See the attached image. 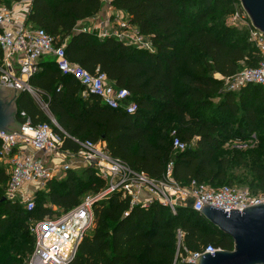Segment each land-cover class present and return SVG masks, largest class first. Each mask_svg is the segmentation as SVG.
<instances>
[{"label": "trees", "instance_id": "trees-1", "mask_svg": "<svg viewBox=\"0 0 264 264\" xmlns=\"http://www.w3.org/2000/svg\"><path fill=\"white\" fill-rule=\"evenodd\" d=\"M15 1L20 0L0 4L11 8ZM233 1L112 0L111 6L127 14L150 40L152 49H144L78 31L80 22L102 11V0H34L27 23L65 45L72 62L93 74L99 70L129 91L138 107L134 114L111 109L97 96L84 95L80 84L62 75L54 62H42L29 83L61 127L55 130L63 151L77 154L81 147L75 140L105 144L112 157L153 179L164 178L172 164V178L182 186H231L232 157L254 159L251 170L264 183V87L225 88L226 79L242 65L257 67L263 51L251 41L236 40L244 31L208 22ZM20 112L35 124L51 123L27 93L19 102ZM174 131L187 144L184 151L174 149ZM254 133L258 147L242 151L233 145L232 157H219L227 143L249 140ZM84 174L86 179L71 170L65 179L50 181L46 191L37 192L35 209L27 211L6 199L9 174L0 163V264H25L35 247L32 223L57 216L54 208L72 210L86 194L106 187L93 168H85ZM92 211L93 227L69 264H191L189 254L209 245L228 251L234 247L231 237L188 206L178 207L176 214L159 202L132 206L118 192L97 201Z\"/></svg>", "mask_w": 264, "mask_h": 264}, {"label": "built area", "instance_id": "built-area-1", "mask_svg": "<svg viewBox=\"0 0 264 264\" xmlns=\"http://www.w3.org/2000/svg\"><path fill=\"white\" fill-rule=\"evenodd\" d=\"M34 0H24L11 8L0 4V85L15 88L29 94L39 103L42 110L48 111L38 90L29 83L40 70L44 61L54 62L65 76L73 77L84 89L85 95H95L107 107L134 114L138 107L131 100L126 89L119 88L99 70L95 74L72 62L66 53L65 45L46 30L28 24V17ZM104 1V0H102ZM112 0H108L110 3ZM118 22V21H117ZM98 35L100 39L115 38L144 49H152L150 40L140 33L130 22L112 25L106 21L98 31L78 29ZM251 40L263 51L264 35L251 27ZM47 58V60L45 59ZM249 84L264 87V59L255 68H248L226 79L225 88L238 92ZM23 128L21 134L6 136L0 134V163L8 169L9 182L5 189L7 200L21 204L27 211L36 206V194L46 191L54 179L65 176L72 170L71 159H79L85 168H93L105 182L106 187L88 197L78 207L63 212L57 218H46L32 223L31 233L35 238L33 253L25 264H69L74 260L85 235L93 227V205L100 200L121 192L129 198L132 206L149 207L154 202L167 206L176 214L181 202L192 200L191 208L201 213L206 205L217 209L239 210L264 203V193H251L223 186L215 191L202 190L196 182L184 187L172 178V164L168 165L162 179H153L144 172L133 170L124 161L112 157L102 144L91 141L80 142L77 154L63 151V140L55 129L62 131L55 119L51 123L35 124L26 113L20 112ZM173 147L184 151L187 144L174 132ZM50 158L59 159V165L50 166ZM60 172V175L57 174ZM61 176V177H60ZM184 206V205H183ZM221 249L209 245L203 252L189 254L186 261L195 264L205 253L215 254Z\"/></svg>", "mask_w": 264, "mask_h": 264}, {"label": "water", "instance_id": "water-1", "mask_svg": "<svg viewBox=\"0 0 264 264\" xmlns=\"http://www.w3.org/2000/svg\"><path fill=\"white\" fill-rule=\"evenodd\" d=\"M248 15L252 27L264 35V0H236ZM24 92L0 85V134L14 136L23 128L19 102ZM212 225L231 237L233 250L205 253L195 264H264V203L239 210L206 205L201 212Z\"/></svg>", "mask_w": 264, "mask_h": 264}, {"label": "rangeland", "instance_id": "rangeland-1", "mask_svg": "<svg viewBox=\"0 0 264 264\" xmlns=\"http://www.w3.org/2000/svg\"><path fill=\"white\" fill-rule=\"evenodd\" d=\"M23 1L24 0L11 2V6L15 5L16 3L23 2ZM102 2H103V8L111 3V2L109 3L108 0H104ZM113 13L116 15V16L115 15L113 16V19H106V21L111 22L112 25H115V23H119V22H130L128 17H126V15H124V14L122 16L118 15L117 14L118 12L116 10H113ZM108 17H109V15L106 18H108ZM208 22L213 23L215 25H226L229 27H235L241 31H244V33L246 35L242 36L241 38H238L236 40L237 41H251V42H253L251 40V27H252L251 21H250L248 15L246 14V12L244 11V9L242 8L241 4L236 0L233 1L231 4H228L227 6H221L219 9H217L216 12L208 18ZM254 44L256 45V43H254ZM45 59L47 60V58H45ZM248 68H249L248 65H242L239 73L243 72L244 70H246ZM239 73H237V74H239ZM36 103H37L38 107L40 108V110H42L39 103L38 102H36ZM44 115L48 116L49 118L55 119L51 115L49 109H48V111L44 112ZM261 133H263V132H261ZM233 145H237V147L239 149H243L242 151H244V150L249 151L250 150V148H248L249 146H251V148L258 147L257 146L258 145V135L256 133H254L253 135H251L249 137V140L237 139V141H235L233 143L232 142L227 143L225 146L226 150L222 151L219 154V157H222V156L228 155V154H229V156L232 157V151H235V148L233 147ZM228 150H229V152H227ZM257 162H259V161H257ZM253 163H254V159L242 160L241 158L238 159L236 157H232V164H231L232 167L229 169V172L234 177V181L231 185L234 189L248 190L251 193H264V189H263L264 183L260 180L258 175L255 174L251 170ZM84 171H85V168H80V170H77L76 173L78 176L86 179L87 177L84 174ZM66 175L62 176L61 178H58V179L63 180V179H65ZM225 184L226 183L219 185L217 182L215 183L214 186L204 184L201 186V189L202 190H208V191H215V190H218L219 188H221ZM184 187H187V186H184ZM94 195L95 194H93V193L86 194L85 197H82L81 204L88 197H93ZM192 203H193V201L189 199L186 202H181V205L191 207ZM54 210L56 212H58V215L57 216L55 215L54 218L59 217L64 212V210H60L58 208H54Z\"/></svg>", "mask_w": 264, "mask_h": 264}, {"label": "crops", "instance_id": "crops-1", "mask_svg": "<svg viewBox=\"0 0 264 264\" xmlns=\"http://www.w3.org/2000/svg\"><path fill=\"white\" fill-rule=\"evenodd\" d=\"M113 10H116L118 13V15H126L127 17V14H125L123 11H120V10H117L115 9L114 7L111 6V4H108L107 6H105L102 11L96 15L95 17L91 18V19H88L86 21H82L79 23L78 25V29H89V30H92V31H98L100 30V27L106 23V19H113V16L115 15L113 13ZM109 15L108 18H106L107 16ZM116 16V15H115ZM120 17V16H119ZM96 33V32H95ZM217 77H219L217 75ZM85 95V94H84ZM104 147H105V144H102ZM50 166H57L59 165L60 163V160L59 159H54V158H50L48 160ZM70 163L72 164V170L74 171H77V170H80V168H85V165H83V163L81 162V160L79 159H71L70 160ZM2 165V164H1ZM5 168V167H4ZM7 173H8V169L5 168ZM57 174L60 175V172H58ZM61 177V176H60ZM59 178V177H58Z\"/></svg>", "mask_w": 264, "mask_h": 264}]
</instances>
